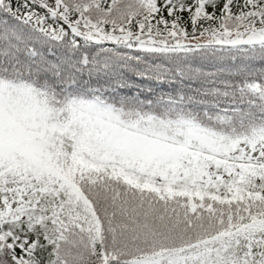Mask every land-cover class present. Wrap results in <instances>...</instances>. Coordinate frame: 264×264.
<instances>
[{"label":"snow or ice","instance_id":"1","mask_svg":"<svg viewBox=\"0 0 264 264\" xmlns=\"http://www.w3.org/2000/svg\"><path fill=\"white\" fill-rule=\"evenodd\" d=\"M0 264H264V0H0Z\"/></svg>","mask_w":264,"mask_h":264}]
</instances>
